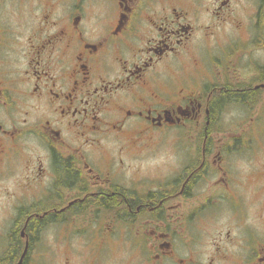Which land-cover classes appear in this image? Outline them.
<instances>
[{"label": "flooded vegetation", "instance_id": "flooded-vegetation-1", "mask_svg": "<svg viewBox=\"0 0 264 264\" xmlns=\"http://www.w3.org/2000/svg\"><path fill=\"white\" fill-rule=\"evenodd\" d=\"M51 227L61 264H264V0H0V264Z\"/></svg>", "mask_w": 264, "mask_h": 264}, {"label": "rangeland", "instance_id": "rangeland-1", "mask_svg": "<svg viewBox=\"0 0 264 264\" xmlns=\"http://www.w3.org/2000/svg\"><path fill=\"white\" fill-rule=\"evenodd\" d=\"M185 69L184 71L191 72L193 69L192 63L189 60H186L184 63ZM186 129H193V124L188 125V127H185ZM179 128H172L171 130H178ZM248 129H251L250 127ZM127 134H130L127 133ZM132 135L128 136L125 140L127 141L128 139H131ZM186 139L185 141H187ZM175 138L173 133H168L166 134L165 138L161 140V143L157 146L159 147V152L155 155L152 156L150 160H144V163H152L155 162L154 164H149V166H154L157 165L160 162L164 161H169L170 158L174 155L173 152H175L174 149H176V146L180 143H175ZM156 142V141H155ZM160 142V141H159ZM149 145H152L153 143H148ZM105 148L107 151L114 152L116 149V143L113 138H110L109 140L105 141ZM187 146V144H184ZM186 152V151H185ZM182 157V154H181ZM179 159L177 157L176 161ZM125 162H130L129 159H124ZM132 162H138V160H133ZM60 229L59 228H53L51 227L50 229L47 228L44 230L40 237V244L38 246L39 248V253L41 257L43 258V261L41 264H61L63 258L65 257L66 253V246L63 245V232H62V237H61V232H58ZM61 231V230H60Z\"/></svg>", "mask_w": 264, "mask_h": 264}]
</instances>
